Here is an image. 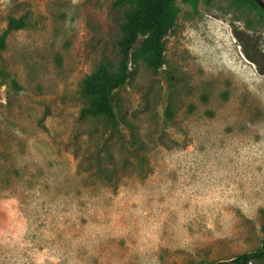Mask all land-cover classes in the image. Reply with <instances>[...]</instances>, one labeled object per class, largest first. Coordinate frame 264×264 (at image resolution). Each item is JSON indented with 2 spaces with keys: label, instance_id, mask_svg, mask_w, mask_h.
Returning <instances> with one entry per match:
<instances>
[{
  "label": "rangeland",
  "instance_id": "1",
  "mask_svg": "<svg viewBox=\"0 0 264 264\" xmlns=\"http://www.w3.org/2000/svg\"><path fill=\"white\" fill-rule=\"evenodd\" d=\"M112 3L0 0V264H202L254 251L264 11L176 0L164 64H130L105 128L79 119L80 85L103 61L116 70L135 4ZM11 18L23 24L9 30Z\"/></svg>",
  "mask_w": 264,
  "mask_h": 264
},
{
  "label": "trees",
  "instance_id": "2",
  "mask_svg": "<svg viewBox=\"0 0 264 264\" xmlns=\"http://www.w3.org/2000/svg\"><path fill=\"white\" fill-rule=\"evenodd\" d=\"M175 1L113 0V7H122L129 3H134L135 6L126 13L121 23L122 34L117 40L120 58L116 70H111L110 63L103 61L81 82L80 92L87 103L80 109L79 119L101 118L105 128H113L117 125L114 91L127 82L131 73L130 64H134L137 58H142L153 71H157L164 64V37L175 23L177 16ZM182 1L192 5L197 2V0ZM243 1L258 7L253 0ZM21 24H23L22 19L11 18L8 20V29L19 28ZM139 37H142L140 45L134 47ZM261 72L264 73V70ZM250 261H264V245L254 251L237 255L228 262L248 264ZM228 262H204L202 264H228Z\"/></svg>",
  "mask_w": 264,
  "mask_h": 264
},
{
  "label": "water",
  "instance_id": "3",
  "mask_svg": "<svg viewBox=\"0 0 264 264\" xmlns=\"http://www.w3.org/2000/svg\"><path fill=\"white\" fill-rule=\"evenodd\" d=\"M259 8L264 10V0H253Z\"/></svg>",
  "mask_w": 264,
  "mask_h": 264
}]
</instances>
